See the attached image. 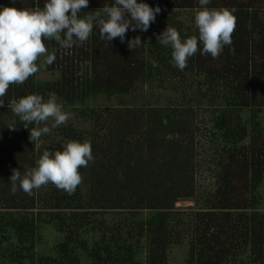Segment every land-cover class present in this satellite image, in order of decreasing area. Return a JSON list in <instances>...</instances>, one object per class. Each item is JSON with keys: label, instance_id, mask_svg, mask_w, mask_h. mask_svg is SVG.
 Instances as JSON below:
<instances>
[{"label": "trees", "instance_id": "trees-1", "mask_svg": "<svg viewBox=\"0 0 264 264\" xmlns=\"http://www.w3.org/2000/svg\"><path fill=\"white\" fill-rule=\"evenodd\" d=\"M144 2L162 11L147 32H127L126 39L141 37V47L131 51L119 38L110 44L100 38L99 28L70 50L45 41L57 57L48 69L58 71V77L37 81L33 75L22 85H10L0 107V140L3 135L7 140L6 148L0 146V258L33 262L39 229L51 223L61 234L56 256L37 264H79L80 253L89 264H168L170 247L185 240L183 264H264V212L258 209V188L264 181V126L259 121L264 110V0H212L209 8L235 9V51L226 47L218 59L197 53L183 71L173 66L171 48L160 45L157 35L167 26L177 29L182 39L198 35L195 18L188 25L181 12L197 13L198 0ZM44 3L0 0V6L18 10L42 8ZM112 3L89 0L81 10L104 11ZM146 84L179 92L182 101L122 108L120 157L105 155L98 150L102 142L73 127L45 135L40 146L32 144L30 131L36 125L26 129L7 107L29 94L48 98L55 93L63 106L90 94L134 98ZM202 109L211 114L210 128L198 126ZM13 120L16 130L7 128ZM198 132L210 140L213 154L207 168L213 167L215 187L200 197L202 209L174 212L176 201L194 197L198 190L199 165L192 149ZM72 141L90 142L94 154L79 169L82 183L72 195L53 184L31 195L10 191L13 169L23 174L45 150H62ZM142 250L144 261L138 255Z\"/></svg>", "mask_w": 264, "mask_h": 264}, {"label": "clouds", "instance_id": "clouds-1", "mask_svg": "<svg viewBox=\"0 0 264 264\" xmlns=\"http://www.w3.org/2000/svg\"><path fill=\"white\" fill-rule=\"evenodd\" d=\"M211 2L198 0L200 10L195 15L198 35L182 39L179 31L170 26L157 35L160 45L171 48V62L181 71L197 53L218 59L226 47L235 51L232 38L236 29L235 9L209 8ZM88 5L89 0H45L42 8L18 10L0 6V107L5 106L4 97L10 85H22L40 70L36 63L40 57L45 58L41 66H51L56 61L55 53L48 52L45 41L54 40L61 48L70 50L83 45L94 29L99 28L101 39L111 44L119 38L133 51L144 43L140 36L126 39L127 32H147L162 11L158 5L151 7L144 0H113L104 8V18L97 19L94 12L80 15L81 9ZM7 107L26 129L30 124L36 125L29 139L37 146L43 144L42 137L70 119L55 93L49 94L47 100L42 95L29 94L13 99ZM7 128L16 130L15 120ZM93 159L92 147L87 141L68 142L55 152L45 150L35 167L27 168L23 174L13 169L10 191L15 194L22 190L31 195L34 189L53 184L72 195L82 183L79 169L87 167Z\"/></svg>", "mask_w": 264, "mask_h": 264}, {"label": "rangeland", "instance_id": "rangeland-1", "mask_svg": "<svg viewBox=\"0 0 264 264\" xmlns=\"http://www.w3.org/2000/svg\"><path fill=\"white\" fill-rule=\"evenodd\" d=\"M97 16V19L104 17V11L85 9L81 10L80 15L87 13H93ZM182 18L184 22L188 25L194 24L195 11H181ZM50 52V51H48ZM45 58L42 56L38 59L37 64L40 66V70L34 74L37 81H49L58 77V71H52L48 69V66H41ZM80 71H85V69L80 68ZM134 98H126L119 95L107 96L105 93L102 94H90L89 97L85 100H78L73 104H67V106H62V110L70 114V119L66 124L52 129L51 134L54 132L59 135L60 129L63 127H73L78 131L86 133L85 136L95 139L96 142H102L99 151L105 155L116 154L117 157L123 155L118 153V145L120 140L118 138V132L121 129V126L125 120L118 116L119 111H122V108L141 106V104H153V105H165L171 100L175 102L182 101V96L179 92L172 90H163L160 88H151L147 84L141 86L139 91H137ZM47 100V98H45ZM145 107V106H144ZM204 108V107H203ZM129 109V110H130ZM95 110H99L101 116L93 115L92 113ZM244 117H249L250 113H243ZM210 116L208 110L202 109L199 117L196 119L199 121L198 126L201 128L203 125H207L210 128ZM260 123L264 126V110L259 114ZM203 121V122H202ZM123 122V123H122ZM201 122V125L199 124ZM51 126V122H49ZM197 140L193 145V154L195 155L196 162L199 166H196L195 169V181L198 186V190L195 193L194 197L179 199L175 202L174 212H190L195 211L201 208L200 197L203 195L204 191H208L215 187L216 178L214 177V170H209L207 167V162L209 161L210 155L212 156V148H209V138L206 136H201V132H198ZM5 135H3L2 140H0V146L6 148L7 140H5ZM130 138H128L129 140ZM130 142L132 140H129ZM188 143L189 141L186 140ZM187 143V144H188ZM190 144V143H189ZM186 147L183 148V150ZM96 153V152H94ZM94 155V154H93ZM258 197L260 199L258 209L261 212H264V181L260 184L258 188ZM3 209L0 207V211ZM36 210V209H35ZM144 215H147L149 211L147 209L142 211ZM108 220L111 221L110 215ZM39 238L36 240L34 252L32 253V259H24L21 264H37L35 262H41L43 258L56 256L55 246L61 240V234L57 231L54 225L51 223H46L41 225L39 229ZM188 251V243L185 240L183 243L172 245L169 249L168 254V264H183ZM139 258L141 261L145 260L146 252L142 250L139 252ZM90 260L86 255L79 254V264H89ZM0 264H19V262L10 261L8 258H0Z\"/></svg>", "mask_w": 264, "mask_h": 264}]
</instances>
